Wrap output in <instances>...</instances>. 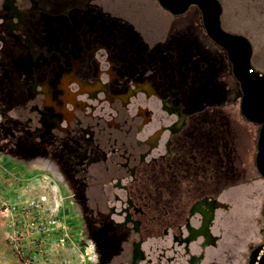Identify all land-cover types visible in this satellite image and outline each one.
Returning <instances> with one entry per match:
<instances>
[{
	"label": "flooded vegetation",
	"instance_id": "flooded-vegetation-1",
	"mask_svg": "<svg viewBox=\"0 0 264 264\" xmlns=\"http://www.w3.org/2000/svg\"><path fill=\"white\" fill-rule=\"evenodd\" d=\"M216 1L209 31L194 4L0 0L4 149L67 199L89 264H248L257 247L264 180L230 55L245 40L264 77V0Z\"/></svg>",
	"mask_w": 264,
	"mask_h": 264
},
{
	"label": "rangeland",
	"instance_id": "rangeland-1",
	"mask_svg": "<svg viewBox=\"0 0 264 264\" xmlns=\"http://www.w3.org/2000/svg\"><path fill=\"white\" fill-rule=\"evenodd\" d=\"M3 126L4 122L0 120V264H48L61 258L89 264L88 256L91 253L86 248L81 220L67 214L71 211L66 207L67 199L65 201L63 194L62 210H56L61 203L58 189L54 183L49 184L50 177L39 172L35 163H26L16 152L4 149ZM249 129L252 149L257 139L258 126L251 124ZM45 178L47 183H43ZM258 185L262 187L255 196L249 193L247 203L248 216L253 218L254 225H257V218L261 216L264 202V182ZM43 195L47 201L38 209L36 203ZM51 211L56 215V220L49 235L33 232L31 227L36 225L38 218ZM257 226L259 233L251 226L255 235L250 234L248 239L259 246L263 243L264 235L262 217ZM62 234L65 235V242L59 241Z\"/></svg>",
	"mask_w": 264,
	"mask_h": 264
},
{
	"label": "water",
	"instance_id": "water-1",
	"mask_svg": "<svg viewBox=\"0 0 264 264\" xmlns=\"http://www.w3.org/2000/svg\"><path fill=\"white\" fill-rule=\"evenodd\" d=\"M159 5L172 14L183 13L189 5H197L201 10L205 25L209 31L218 28L219 8L216 0H157ZM214 17V23L210 20ZM234 51L230 55L233 63L234 78L238 82L242 98L240 110L251 123L259 126L256 140L255 167L259 177L264 180V77L255 74L246 64L248 62V43L234 38ZM241 46L240 50H236ZM231 53V52H230ZM261 216L264 222V202ZM248 264H264V235L262 245L250 254Z\"/></svg>",
	"mask_w": 264,
	"mask_h": 264
},
{
	"label": "built area",
	"instance_id": "built-area-1",
	"mask_svg": "<svg viewBox=\"0 0 264 264\" xmlns=\"http://www.w3.org/2000/svg\"><path fill=\"white\" fill-rule=\"evenodd\" d=\"M47 201L46 196H40L39 201H37L36 206L39 209L41 204L45 203ZM56 215L51 211L48 214H46L44 217H39V221L36 223L35 226L31 227V230L33 232H37L40 235H49V231L52 228L53 224L55 223L54 220H56L54 217ZM64 234L61 235V238H59L60 242H65ZM48 264H85L84 261H76L74 259L69 258H61L54 260L52 262H49Z\"/></svg>",
	"mask_w": 264,
	"mask_h": 264
},
{
	"label": "trees",
	"instance_id": "trees-1",
	"mask_svg": "<svg viewBox=\"0 0 264 264\" xmlns=\"http://www.w3.org/2000/svg\"><path fill=\"white\" fill-rule=\"evenodd\" d=\"M250 140H251V135H250Z\"/></svg>",
	"mask_w": 264,
	"mask_h": 264
},
{
	"label": "crops",
	"instance_id": "crops-1",
	"mask_svg": "<svg viewBox=\"0 0 264 264\" xmlns=\"http://www.w3.org/2000/svg\"><path fill=\"white\" fill-rule=\"evenodd\" d=\"M263 198H264V196H263Z\"/></svg>",
	"mask_w": 264,
	"mask_h": 264
}]
</instances>
